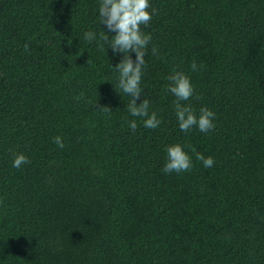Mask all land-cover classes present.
Masks as SVG:
<instances>
[{
  "label": "trees",
  "instance_id": "1",
  "mask_svg": "<svg viewBox=\"0 0 264 264\" xmlns=\"http://www.w3.org/2000/svg\"><path fill=\"white\" fill-rule=\"evenodd\" d=\"M149 2L137 105L156 129L128 112L123 54L99 47L116 35L100 0H0V264H264V0ZM173 70L214 130L179 129ZM176 143L214 165L185 147L192 170L165 174Z\"/></svg>",
  "mask_w": 264,
  "mask_h": 264
},
{
  "label": "clouds",
  "instance_id": "2",
  "mask_svg": "<svg viewBox=\"0 0 264 264\" xmlns=\"http://www.w3.org/2000/svg\"><path fill=\"white\" fill-rule=\"evenodd\" d=\"M150 7L149 0H100L98 10L100 25H104L108 32L116 33V35L110 38L104 31H101L99 47L103 51L107 46V49L110 48L114 55L123 54L121 61L112 68L119 73L117 87L130 98L127 109L131 116L143 118L145 128L156 129L162 123V119L158 118L155 111L149 112V100L143 99L142 103L137 105V101L141 98L143 69L146 67L144 56L152 40L151 34L143 32L141 26L146 27L151 22L153 14L157 12L155 8L149 12ZM84 39L92 42L96 39V33L87 31ZM24 49L29 50L27 43ZM151 51L154 55H158L156 47H152ZM132 53H135V60L131 57ZM190 67L192 71L198 70L195 62H192ZM167 79L169 83L166 90L175 97L174 109L179 129L184 133L190 132L193 128H197L202 133L214 130L216 114L212 110L202 107L197 114L190 104L183 103L194 96L190 78L182 71L173 70ZM99 111L111 113L109 107H100ZM129 127L135 131L137 122L132 120ZM54 142L58 147H64L61 137H55ZM185 147L195 153L196 160L202 161L205 168L214 165L212 157L205 158L194 147L176 143L169 145L166 149L167 160L162 168L165 174L173 172L180 174L192 170V156L185 151ZM13 157L14 168L19 169L22 165L29 163L28 158L22 153H14ZM2 204L3 200L0 199V205Z\"/></svg>",
  "mask_w": 264,
  "mask_h": 264
}]
</instances>
